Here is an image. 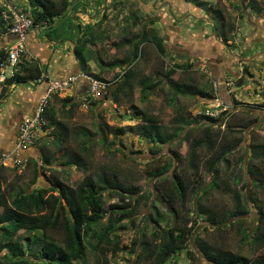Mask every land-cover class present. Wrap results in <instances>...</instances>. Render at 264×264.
Wrapping results in <instances>:
<instances>
[{"label":"rangeland","instance_id":"obj_1","mask_svg":"<svg viewBox=\"0 0 264 264\" xmlns=\"http://www.w3.org/2000/svg\"><path fill=\"white\" fill-rule=\"evenodd\" d=\"M199 1L222 10L227 24L233 25L234 32L227 43L229 47L213 35L211 26L215 21L214 17L186 0H76L51 25L60 35L61 41L71 43L73 48L80 37L76 26H81L80 33L84 26L91 27L93 43L87 46L91 51L89 70L91 74L110 84V93L105 95L107 98L104 96L93 100L87 96V88L82 92L83 98L78 101L80 106L75 112L72 111L73 116L67 122L69 129H85L93 133L97 126L106 125L126 132L118 137L106 134L108 148L101 144L100 135L90 141V171L99 173L105 170L103 172L107 177L115 174L122 182L139 186L149 198L147 208L140 204L129 220L121 222V229L116 233L120 240L117 252L112 255L107 248H97L95 240L87 238V256L80 264H149L140 255L137 244L153 230L150 218L154 217L153 209L161 214L168 212L165 202L158 199L156 186L159 177H153V174L157 172L170 176L174 167L179 170L182 166L174 163L173 152L184 158L190 142L205 129V125L193 124L183 130L181 136L172 143L150 144L141 136L140 127L143 122L140 116L134 114L133 107L156 119L157 124L167 133L172 132L178 115L191 119L199 115L206 116L207 110L213 115L209 116L212 118H219L222 113H227L230 120H238L244 125L251 124L247 130H242V143L227 158L229 168L219 166L221 182L247 195L249 213L229 220L233 213V202L226 191L208 190L206 199L199 200L198 203L191 196L182 210V214L189 218L188 227L193 230L188 247L168 264H208L197 248V237L212 248L243 256L250 261L264 258V247L256 249L249 245L257 226V206L264 211V166L260 168L261 175L254 181L250 180L246 171L251 144L264 146V95L259 93L260 83L264 79V0H255L256 6L262 9L261 14H255L246 8L249 0ZM206 28H210V32ZM143 30L156 32L163 40L165 54L161 57L151 43L144 44L143 58L132 65V69L139 72V77L154 78L157 74L163 75L172 70L175 73L172 79L177 84L187 90H202L211 96L210 99L199 96L178 97L173 104H169L167 99L171 96L168 95L166 83L161 80L156 83L155 89L150 90V95L145 100L136 80L131 92L118 96V103L113 101L111 93L127 66L113 70L101 69L96 58H101L106 64L123 60L130 50L128 45L120 47L123 38H134ZM205 31L210 38L209 44L205 41ZM185 66L191 67L184 68ZM226 82H232V86L227 88ZM214 86L217 87L216 92ZM71 104L72 102L67 106ZM224 128L225 125L220 129ZM76 146L77 144L70 142L65 151H76ZM49 150L55 153L52 171L48 173L39 167L42 180L34 187L47 186L46 179L53 178L52 173H58L62 182L75 187L86 174L73 167H64V159L57 150L53 146ZM14 170L16 176L23 171ZM23 176L25 177V173L21 172L17 180L14 179L15 186L18 183L21 187L29 182L30 177L25 179ZM236 179L238 183L234 186ZM209 181L210 176L202 171V182L206 185ZM253 183L261 188L253 189ZM26 191L28 192L27 188L23 189L24 193ZM15 193L14 189L7 190L4 196L7 200V195L13 197ZM112 203L114 201H105L106 206ZM1 215L0 211V217ZM28 237V233L14 231V240ZM31 241L32 238L29 239ZM38 250L39 245H32L30 254L37 256ZM5 253L3 251L0 256Z\"/></svg>","mask_w":264,"mask_h":264},{"label":"trees","instance_id":"obj_2","mask_svg":"<svg viewBox=\"0 0 264 264\" xmlns=\"http://www.w3.org/2000/svg\"><path fill=\"white\" fill-rule=\"evenodd\" d=\"M74 1L76 0H25L26 10L33 19V29L45 28V35L49 41H61L60 35L51 25L68 10ZM186 1L214 17L213 30L221 43L228 46L227 43L230 41L234 28L233 25L227 24L223 11L212 8L203 1ZM256 4L255 0H249L246 8L255 14H261L262 9ZM0 26L5 32L1 21ZM76 28L80 37L75 41L72 53L81 72L104 81L99 76L91 74L88 66L91 51L87 49V46L93 43L92 28L84 26L81 33V26H76ZM146 43H151L159 56H164L163 40L156 35L154 30H143L134 38H123L120 47L124 48L125 45L130 47L128 56L123 60L106 64L101 58H96L101 69L113 70L127 66L119 80L116 81V87L111 93L115 103H118V96L131 92L136 80L145 100L147 95H150V90L155 89L156 83H160L161 80L166 83L168 95L171 96L167 99L169 104H173L178 97L211 98L202 90L197 88L187 90L184 86L177 84L172 79L175 74L172 70L163 75L157 74L154 78L139 77V72L132 69V65L143 58L142 46ZM4 57V50H2L0 61ZM186 67L191 66L184 68ZM15 70L16 72L6 79L5 86L26 85L36 81L44 73L39 63L32 59L23 60ZM70 102V99L64 101L63 113H71L80 106V103L76 102L72 104V110L64 111L65 105ZM132 109L143 122L140 127L141 136L154 145L174 142L181 136L183 130L193 124L205 125L201 134L190 142L184 158L173 152L174 163L182 166L179 170L174 167L170 176L157 172L153 174V177H159L156 186L159 193L158 199L165 202L168 212L161 214L153 209L154 217L150 216L154 226L153 230L149 232L147 238L138 242L137 248L149 264H168L188 247L193 230L188 227L189 218L182 214V210L185 209L191 196L198 203L199 200L206 199L208 190L226 191L231 195L233 202V213L229 216V220L244 217L249 213L247 195L221 182L219 166L229 168L227 158L242 143V130H247L251 124L244 125L238 120H230L227 113H222L219 118L199 115L191 119L180 114L174 121L172 132L167 133L157 124V120L146 112L135 107ZM45 116L49 120L45 129L53 127L52 146L64 159L63 166L68 169L73 167L86 175L75 187L62 182L58 173H52L53 178L46 179L47 186L34 189L28 194L20 192L13 197L7 195V200L4 194H0L2 214L0 217V254L3 251L6 252L0 256V264H80L87 256V238L95 240L97 248L103 246L113 255L119 250L120 240L116 233L121 229V222L129 220L140 204L147 208L149 198L139 186L122 182L115 174L107 177L103 172L105 170L99 173L91 172L88 154L90 153V141H94L96 136L100 135L101 144L106 146V134L118 137L126 132L123 129H113L106 125L97 126L93 133L85 129L71 130L62 122L55 121L54 108L47 110ZM223 125L225 128L221 130ZM70 142L77 144L76 151H65ZM54 157L55 153L48 148L41 150L40 169L50 173ZM262 166H264V146L252 143L246 162V171L250 180L254 181L259 178ZM202 171L210 176V181L206 185L202 182ZM235 181L234 186L238 183L237 179ZM252 188L260 189L261 186L253 183ZM106 200L114 201V203L106 206ZM257 215V226L249 242V245L256 249L264 247V211L259 206H257ZM15 230H21L24 234L28 233L29 237L14 240ZM31 238L32 241L29 242ZM246 241H248L247 238ZM195 242L208 264H264V258L250 261L243 256L212 248L200 237H197ZM35 244L39 245L37 256L30 254L32 245Z\"/></svg>","mask_w":264,"mask_h":264},{"label":"crops","instance_id":"obj_3","mask_svg":"<svg viewBox=\"0 0 264 264\" xmlns=\"http://www.w3.org/2000/svg\"><path fill=\"white\" fill-rule=\"evenodd\" d=\"M15 1L19 6L27 8L25 0ZM203 22L207 23L206 21ZM206 29L210 32V28ZM45 31V28H34L30 31L26 45V60L37 61L39 66L44 69L43 74L47 81H63L69 76L82 73L72 53L73 45L65 41L51 42L45 35ZM204 34V37H207L205 41H208L210 38L206 35V31ZM11 41H13V37L6 34L0 26V51L7 47ZM210 59L212 60L213 58ZM45 88V82L41 84L32 82L18 86H5L4 84L0 88V194H7V190L11 191L13 189L16 191L15 194L24 193L23 189L25 188L28 189V192L26 191V194H28L34 189L40 188L34 186L42 180L41 171L39 170L41 166L39 162L41 150L50 149L52 146L53 127L44 129L38 134L37 141L33 146L22 150L16 149V138L21 119L33 114L44 94ZM86 88V84L81 82L72 86L67 92L53 96L46 111L54 108L55 121L62 122L69 128L67 122L70 121L73 113L78 108L72 110L74 112L63 113L62 105L66 99H70L72 104L80 101L83 98L82 92H85ZM72 104L70 105L71 107L65 105L64 111L72 109ZM45 119L48 125L49 120L46 116ZM14 154L24 165L23 171L18 173L24 172L25 177H23L25 179L28 176L30 177L29 182L21 187L18 183L16 186L14 185V179L17 180L19 174L16 176L15 170L8 166V162L1 164L3 156H14Z\"/></svg>","mask_w":264,"mask_h":264},{"label":"built area","instance_id":"obj_4","mask_svg":"<svg viewBox=\"0 0 264 264\" xmlns=\"http://www.w3.org/2000/svg\"><path fill=\"white\" fill-rule=\"evenodd\" d=\"M26 9L19 6L15 0H0L1 24L5 33L13 37V41L3 49L5 57L0 61V88L4 85L6 79L16 72L15 68L26 59L27 39L33 29V19ZM43 82H45L46 88L35 111L32 115L23 117L19 123L16 138V149L18 150L31 147L36 143L38 134L47 125L45 111L53 96L63 94L72 86L81 82L86 84L87 96L93 100L101 99L110 89L109 83L83 73L69 76L63 81H47L45 75L42 74L33 83L41 84ZM225 86L230 88L232 82H226ZM214 91H217L216 86H214ZM259 93L264 95V79L260 83ZM205 115L213 116L209 110L205 112ZM5 162H8V166L13 169H24V165L18 160L16 154L14 156H3L1 164Z\"/></svg>","mask_w":264,"mask_h":264},{"label":"flooded vegetation","instance_id":"obj_5","mask_svg":"<svg viewBox=\"0 0 264 264\" xmlns=\"http://www.w3.org/2000/svg\"><path fill=\"white\" fill-rule=\"evenodd\" d=\"M211 27H212V32L214 33V30H213V25H212Z\"/></svg>","mask_w":264,"mask_h":264},{"label":"water","instance_id":"obj_6","mask_svg":"<svg viewBox=\"0 0 264 264\" xmlns=\"http://www.w3.org/2000/svg\"><path fill=\"white\" fill-rule=\"evenodd\" d=\"M214 36H216V32L214 31ZM75 45V44H74Z\"/></svg>","mask_w":264,"mask_h":264}]
</instances>
